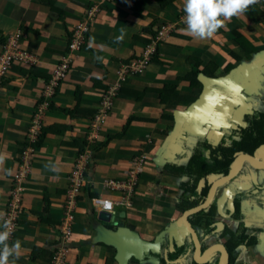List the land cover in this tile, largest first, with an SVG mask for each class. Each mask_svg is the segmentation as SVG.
<instances>
[{"label": "crops", "instance_id": "0c3cea01", "mask_svg": "<svg viewBox=\"0 0 264 264\" xmlns=\"http://www.w3.org/2000/svg\"><path fill=\"white\" fill-rule=\"evenodd\" d=\"M93 10L95 16L90 18ZM183 15L182 0H0V54L10 36L19 32L20 50L33 59L28 64L14 62L0 84V156L4 157L0 165V211L4 213L12 177L18 170L46 85L67 56L76 26L89 24L82 49L73 54L71 69L42 116L31 174L24 183L19 223L12 238L21 241L16 264H49L61 244L68 180L79 154L88 145L90 121L121 66L142 58L150 46L155 50L147 69L123 83L95 146V160L84 174L91 184L77 200L67 261L107 264L114 258L112 264H119L116 245L139 236L147 243L144 251L156 249V242L169 234L166 221L173 224L181 217L176 199L189 182L187 172H191L195 151L202 152L200 166L208 165L205 160L213 145L227 144L225 132H220L231 127L227 117L216 123L214 116L203 114L217 115L222 107L226 115L233 110L231 106L235 107L225 96V86L206 90V101L200 104L204 89L200 74L222 78L230 75L231 65L254 64L255 69L238 74V84L246 81L250 88L263 87L264 1L233 17L226 28L207 40L193 39L180 31L184 27ZM122 30L123 39L117 42ZM96 56L103 57V62ZM195 66L200 71L197 78L201 87L181 80ZM224 83L232 89L236 84L231 78ZM170 85L173 88L166 90ZM163 93L169 98L166 103L161 100ZM221 97L226 99L225 105L220 104ZM197 142L204 146L197 149ZM141 154L148 157V162L139 175L131 213L147 217L131 222L127 212L117 208L114 215L126 212V222L135 227L134 232L122 233L118 227L99 220L101 212L93 208L91 199L118 200L119 193L107 190L103 183L107 179L125 180L126 172L135 169L133 160ZM222 192L223 188L219 195ZM263 257L253 258L264 264Z\"/></svg>", "mask_w": 264, "mask_h": 264}, {"label": "flooded vegetation", "instance_id": "af4514ba", "mask_svg": "<svg viewBox=\"0 0 264 264\" xmlns=\"http://www.w3.org/2000/svg\"><path fill=\"white\" fill-rule=\"evenodd\" d=\"M239 65L237 66V63L231 65L228 68L229 72L238 68ZM240 78L241 76H238L237 73H234L231 78L236 82L233 87L235 89L231 88L235 93L234 98L231 99V102L235 103V107L231 106L233 110L225 115L223 108L219 107L221 113L213 115L216 123L227 117L231 124L228 130L222 129L220 132L221 134L225 132L227 144L213 145L210 157L205 160L207 166L211 167L212 170L200 180L194 177L195 181H199L197 194L199 198L202 196L203 200L197 201L198 197L193 200V195L190 197L179 196L176 199V206L182 204L183 201H192L197 203L193 208L200 209L188 217L189 223L200 242V255L214 244L222 243L228 252L226 264H230L232 257L235 258L237 264H258L253 257L255 255L264 256V79L262 80V88L252 87L245 90L240 87L236 89ZM215 87L219 88V86ZM248 99L252 100V103H249ZM225 101V98H220L221 105H225ZM200 146L204 145L197 142L196 148L198 149ZM226 153L227 156L224 157ZM228 154L232 155V161L227 158ZM243 154L255 159L244 160L239 172L230 176L226 183L220 185L213 200L207 206L202 207L206 204L212 186L221 178L233 173L238 157ZM227 160L230 162L225 165ZM187 173L189 174V172ZM189 181H193L191 175H189ZM221 188H223V192L219 195ZM214 207L215 210H213ZM185 211H182L181 216ZM237 216H239L238 219ZM168 221H166L167 232L172 225ZM241 223H244L247 229L244 237L242 234L237 235ZM222 224L223 227H221ZM200 231L202 232L200 233ZM206 240L210 243L206 244ZM234 241H243L244 243L241 242L232 246ZM155 248H151L148 253L141 257L130 258L129 263L219 264L222 256L221 250L216 247L211 249L205 261L198 262L195 257V240L190 232L181 247H178L177 244L172 246L170 234L167 233L164 240L156 242ZM180 251L185 252L179 256L174 255ZM241 256L244 257L242 259L244 262L239 261Z\"/></svg>", "mask_w": 264, "mask_h": 264}, {"label": "built area", "instance_id": "2783aa9c", "mask_svg": "<svg viewBox=\"0 0 264 264\" xmlns=\"http://www.w3.org/2000/svg\"><path fill=\"white\" fill-rule=\"evenodd\" d=\"M106 1V0H105ZM112 1V0H109ZM264 1V0H262ZM261 1V2H262ZM96 10H93L89 17L95 16ZM89 32V24L81 23L76 26L72 35V39L68 43V53L64 56L56 70L52 79L46 85L44 99L39 105L37 112L34 114L31 121V127L27 133L26 146L21 154V163L18 170L12 177L13 188L11 189V198L7 202L6 218L11 221L13 226L12 236L17 231L19 211L22 204V193L25 191L24 183L31 174L32 156L36 152V141L40 133L42 116L50 107V100L55 95L60 83L67 77L72 63L73 54L79 52L86 40V34ZM14 34V33H13ZM11 35L7 44L4 46L0 54V84L7 77L14 62L32 63V58L24 51L20 50L19 43L21 34L19 32ZM154 46L148 47L142 58L134 60L128 64H124L117 72L116 81L108 87L104 92L100 102V107L95 116L90 121L91 130L88 135V145L84 152L80 153L69 177V186L66 191V199L64 205V218L61 230V244L55 250L49 264H69L67 256L69 253V240L72 236V225L75 220L76 204L83 189L91 184L88 183L85 177L90 164L94 162V149L101 140V134L108 120L109 114L114 107L116 98L118 97L123 83L129 76L140 75L145 72L149 63L150 57L154 53ZM148 162V157L145 154L137 156L133 160L135 169L126 172L125 180L107 179L104 187L111 192H118L119 199L114 201L110 198L94 197L91 199V204L94 209L99 212L113 213L117 208H131L132 198L139 185V175L143 173ZM109 205L111 207L109 208Z\"/></svg>", "mask_w": 264, "mask_h": 264}, {"label": "water", "instance_id": "95a60500", "mask_svg": "<svg viewBox=\"0 0 264 264\" xmlns=\"http://www.w3.org/2000/svg\"><path fill=\"white\" fill-rule=\"evenodd\" d=\"M254 64H242L240 65L238 68L234 69L232 72H230V75H227L226 77H222V78H208L206 76H204L203 74H200V81L202 82L204 89H203V95L201 97V103L206 101L204 95L206 93V90H210L215 87V86H219V88H224L225 86V96H227L226 98L229 99H233L234 98V92L231 89V87H229L228 85L226 86L224 81H226L227 79L232 78L231 76L234 75V73L237 74H242L245 73L249 70H251L252 68L255 69ZM239 87L241 89H249L250 85L249 82L243 81L241 83H239V85L236 86V89H239ZM247 88V89H246ZM234 89V88H233ZM248 93V92H247ZM195 102V104L193 106H196L199 102ZM211 104V102H208ZM209 110H206V112H208ZM205 117H211L214 114L213 113H205L203 114ZM254 160L255 158H253L252 156L249 155H240L238 157V162L236 163L234 169H233V173L230 174L229 176L223 177L221 178L218 182H216L208 195V198L206 200V204L202 207L207 206L215 197L217 188L226 183L230 176H233L235 173L239 172V170L242 167V162L244 160ZM198 208H193L190 210H187L183 213V215L170 226L169 229V234H170V242L171 245L173 246V244H177L178 247H181L184 244V241L188 235V233H192L194 240H195V244H196V251H195V257L196 260L198 262H203L205 261V258L207 257V255H209V252L211 251V249L216 248L221 250L222 256L220 259V263L219 264H226L227 260H228V252L227 249L225 248V246L222 243H217L214 244L213 246H211L209 249L205 250V252L203 254L200 255V242L197 239L196 233L194 231V229H192L191 224L189 223L188 217L192 214H194L195 212H197ZM99 220L109 223L114 227H118L119 231H121L122 233H127V232H134L135 227L128 224L126 222V212L123 213L122 215L119 216H115L114 213H107V212H101L99 214ZM223 227V224L222 226ZM121 238V235H119ZM120 238L116 241L117 243L119 242ZM117 243H114V245H116ZM145 244L147 245V243L143 242L142 240H140L139 236H131L128 239L125 240V242L116 245L117 246V254H116V259L118 261L119 264H130L129 260L130 258L133 257H140L139 254H142L144 252H148V251H144L145 250ZM151 250V248H150ZM149 250V251H150ZM246 264H250V263H246ZM253 264V263H252Z\"/></svg>", "mask_w": 264, "mask_h": 264}, {"label": "clouds", "instance_id": "9594fccd", "mask_svg": "<svg viewBox=\"0 0 264 264\" xmlns=\"http://www.w3.org/2000/svg\"><path fill=\"white\" fill-rule=\"evenodd\" d=\"M258 2L259 0H182L184 15L181 19L184 27L180 28V31L193 39H210L221 28H226L227 22L233 17L241 16ZM123 36L122 30L117 42L122 40ZM95 59L103 62L104 58L96 56ZM3 162L4 157L0 156V165ZM12 231L11 221L0 211V264H16L19 259L21 241L11 239Z\"/></svg>", "mask_w": 264, "mask_h": 264}, {"label": "trees", "instance_id": "16d2710c", "mask_svg": "<svg viewBox=\"0 0 264 264\" xmlns=\"http://www.w3.org/2000/svg\"><path fill=\"white\" fill-rule=\"evenodd\" d=\"M243 40H245L244 38H242ZM241 40V39H240ZM241 45H243L244 46V44H243V42H242V40H241ZM247 43V40H245V44ZM245 48V47H244ZM218 69V68H217ZM200 73V71H199V69H198V66H195V69H193L192 70V72H190L188 75H186V76H184V77H182L181 78V80H186V81H188L189 83H190V85L191 86H193V87H201V83L199 82V80H198V74ZM207 74H209V75H214V73L213 72H207ZM171 88H173V86L172 85H170V86H167L166 87V90H168V89H171ZM162 99V101L163 102H168V99L169 98H165V93H163L162 94V97H161ZM174 98H176V97H174ZM44 99V98H43ZM180 98H178L177 100H179ZM43 101V100H42ZM187 102V101H186ZM51 104V103H50ZM202 155V152L200 151V149H198V150H196L195 151V153H194V159H193V157H192V159H191V162H190V164H191V173L189 172V175H191V179H193V181H189L187 184H184L183 185V191H184V193H183V197H185L186 195H188V194H190L191 196L192 195H194V193H196L197 194V184L199 183V181L197 182V181H195L194 180V177H197L198 178V180H200L202 177H204L206 174H207V172H209V171H211L212 170V168L211 167H208L207 165H205L204 164V167L203 166H200L201 164H203V162H201L200 160H199V158H201L200 156ZM227 156V153L226 154H224V157H226ZM230 161H232V155H230V154H228V157H227ZM229 160H227V162L225 163V165H227V163L228 162H230ZM20 163H21V157L19 158V163H18V167H19V165H20ZM189 164V165H190ZM194 166V167H193ZM193 172H196V173H193ZM184 173H186V172H182V174H184ZM196 175V176H195ZM68 186H69V180H68ZM13 188V187H12ZM68 189V188H67ZM24 193H25V191L22 193V196H21V198H22V202H23V197H24ZM195 196V195H194ZM196 198L198 197L199 198V195L197 194V196H195ZM10 198H11V196H10ZM9 198V199H10ZM65 199H66V195H65ZM183 200H184V198H183ZM199 200V202H201L202 200H203V198H202V196H200V198L199 199H197V201ZM9 201V200H8ZM7 201V202H8ZM198 202V203H199ZM197 203L196 202H192V201H183V203L181 204H178L177 205V207L178 208H180L182 211H185V210H188V209H191V208H193L194 207V205H196ZM6 205H8V204H6ZM64 205H65V201H64ZM183 205H185V206H183ZM213 210H215V207L213 208ZM238 217L239 216H237V219H238ZM198 221V220H197ZM19 223V222H18ZM245 224L244 223H241V226H240V229H239V231H237V232H239V233H237V235H241L242 234V236L244 237V234H245V232H246V228H245V226H244ZM60 235H61V232H60ZM61 240V239H60ZM244 241V240H243ZM243 241H234L233 242V244H232V246L235 244V245H237V244H239V243H244ZM185 251H180L178 254H174L175 256H179V255H181L182 253H184ZM34 255H35V253H34ZM52 256H53V254H52ZM52 258V257H51ZM51 261V260H50ZM114 261V258H110V260H109V262H107V264H112V262ZM164 264H166V263H164ZM230 264H237L236 262H235V258L234 257H232V259H231V262H230Z\"/></svg>", "mask_w": 264, "mask_h": 264}, {"label": "rangeland", "instance_id": "374dc122", "mask_svg": "<svg viewBox=\"0 0 264 264\" xmlns=\"http://www.w3.org/2000/svg\"><path fill=\"white\" fill-rule=\"evenodd\" d=\"M261 1H262V0H259L258 3H261ZM258 3H257V4H258ZM116 200H117V199H116ZM116 200H114V201H116ZM173 208H175V207H173ZM121 209H122V210H125V211L127 212L128 218H129V220H130L131 222L144 221V220L146 219V217H147V216H144V215L139 214V213H131L132 210H133L132 207H131V208L122 207ZM201 232H202V231H200V233H201ZM59 238H61V235H60ZM209 243H210V241L206 240V244H209ZM242 259H244V257L241 256V257L239 258V261H240V262H244V260H242Z\"/></svg>", "mask_w": 264, "mask_h": 264}]
</instances>
